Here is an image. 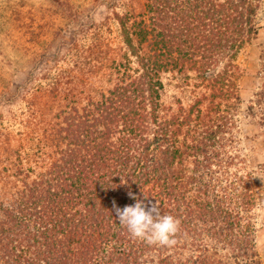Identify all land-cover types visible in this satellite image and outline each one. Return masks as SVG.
Returning <instances> with one entry per match:
<instances>
[{
    "label": "trees",
    "instance_id": "16d2710c",
    "mask_svg": "<svg viewBox=\"0 0 264 264\" xmlns=\"http://www.w3.org/2000/svg\"><path fill=\"white\" fill-rule=\"evenodd\" d=\"M259 2L145 0L119 18L125 48L113 61L111 87L52 126L51 169L39 180L26 176L22 189L0 200V264H229L205 253L200 241L212 236L244 260L256 255L253 223L229 203L235 193L250 203L247 189H212V168L223 166L224 121L210 124L198 109L192 124L199 101L167 114L161 96L172 69L205 75L226 58L228 73L256 32ZM137 199L149 207L158 201L161 215L179 220L175 245H149L119 223L113 202L122 209ZM183 237L189 248L178 242Z\"/></svg>",
    "mask_w": 264,
    "mask_h": 264
},
{
    "label": "rangeland",
    "instance_id": "374dc122",
    "mask_svg": "<svg viewBox=\"0 0 264 264\" xmlns=\"http://www.w3.org/2000/svg\"><path fill=\"white\" fill-rule=\"evenodd\" d=\"M144 2L0 0V200L22 189L26 176L39 180L51 169L58 157L52 126L109 90L113 61L125 48L119 18L134 7L139 12ZM256 7V32L237 50L228 73L225 58L205 75L188 66L162 76L167 114L189 111L199 101L191 110L192 124L198 109L209 114L210 124L225 123L219 139L223 166L212 168L218 171L212 173V189L226 195L239 185L247 189L250 203L238 201L236 193L229 203L235 215L253 223L256 255L244 260L214 236L200 242L208 246L207 256L217 254L229 264L235 258L241 264H264V0ZM217 74L232 80L221 85ZM178 242L191 246L184 237Z\"/></svg>",
    "mask_w": 264,
    "mask_h": 264
},
{
    "label": "clouds",
    "instance_id": "9594fccd",
    "mask_svg": "<svg viewBox=\"0 0 264 264\" xmlns=\"http://www.w3.org/2000/svg\"><path fill=\"white\" fill-rule=\"evenodd\" d=\"M158 205L159 202L156 201L149 207L137 199L135 204L125 205L121 209L113 202L119 223L127 228L133 238L144 240L149 245L170 247L177 243L175 237L180 222L171 215H161Z\"/></svg>",
    "mask_w": 264,
    "mask_h": 264
}]
</instances>
